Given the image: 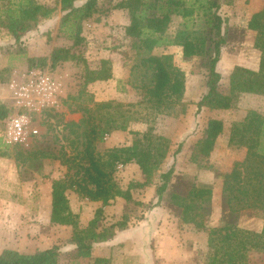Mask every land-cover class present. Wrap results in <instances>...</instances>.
<instances>
[{
    "label": "rangeland",
    "instance_id": "rangeland-1",
    "mask_svg": "<svg viewBox=\"0 0 264 264\" xmlns=\"http://www.w3.org/2000/svg\"><path fill=\"white\" fill-rule=\"evenodd\" d=\"M13 1L19 3L20 0ZM36 1L58 10L50 19H43L37 25L32 24L31 30L19 43L7 29L0 27V104L8 108L9 115L20 113L30 116L40 128V135L32 138L28 146L5 148L1 145L0 148V151L7 149L9 153L8 157L0 158V253L4 249H12L32 254L59 246L62 249L59 264H95L98 258L107 259L111 264H209L221 246L215 233L219 221L213 220V217L219 216L222 210L224 176L236 162L243 161L247 153V143H243L240 138L231 140L232 128L235 122L242 120L250 111L264 117V96L236 93L232 96L233 106L230 110L202 109L198 114L197 105L207 93L210 54L186 59L174 50L175 65L185 73L186 78V92L181 102L184 112L181 106L167 113L148 109L146 94L128 84L131 68L136 63L135 54L131 50L133 40L126 35L125 30L131 20L127 9L117 7L126 0H98L96 14L83 22L82 36L85 41L77 48L74 47L70 27L61 26L63 14L57 4L58 0ZM223 4L220 14L225 20L228 54L233 58H248L253 51L249 48V42L256 40L257 35H247L245 21L253 12L264 8V0H223ZM184 28L183 17L177 15L169 34L174 35L177 30ZM241 44L244 46H238ZM55 48L81 53L90 69L98 68L101 60L107 58L112 63L114 77L107 82L88 85L85 96L77 100L75 98L81 95L83 88L84 65L63 62L51 67L48 61L43 70L54 76L60 89V104L52 111L30 113L17 105L11 84H20L23 75L32 70L29 68L28 57L49 58ZM207 48L213 49V35H208ZM168 50L158 48L153 54H168ZM221 91L225 95L231 93L225 81ZM105 102L123 104V110L129 111L126 116L131 121L127 131H114L105 138L104 143L97 144V153L104 156L111 149L131 147L135 139L150 132L152 140L143 141L144 149L151 151L152 160L158 161L159 166L151 182L144 184L147 176L139 165H119L117 183L124 190L134 185V200L130 203L118 198L109 206H103L102 202H91L74 191L67 192L71 211L78 219L80 230L92 228L96 233L109 232L107 236L110 239L106 242L108 246H100L99 240L95 239L92 256L85 258L78 255L72 242L73 226L55 225L50 220L52 182L64 179L67 168L61 162L50 159H44L39 164H19L14 156L18 149L31 151L46 145L59 149L64 145L61 141L63 133H66L64 124L78 122L84 116L82 111L72 113L69 105L79 111L81 106L93 108L95 103ZM128 105L133 106L128 108ZM210 119L221 120L224 132L211 157L200 164L195 163L193 156L197 143L203 137ZM4 129L0 123V132ZM133 132L141 135L135 136ZM182 142L183 150L175 160L174 154ZM173 165L176 168L169 189L162 204L155 206L160 175L168 172ZM203 180L212 183L214 191L208 226L204 229L182 227L178 216L180 210L173 204H178L179 200L175 199L172 203L171 196L175 192L185 195L192 184L200 185ZM95 220L97 224L91 227ZM124 221L126 227L119 228L117 223ZM263 227L264 219L258 215L252 219L249 229L261 233ZM247 255L250 264H264L263 252L252 250Z\"/></svg>",
    "mask_w": 264,
    "mask_h": 264
},
{
    "label": "trees",
    "instance_id": "trees-1",
    "mask_svg": "<svg viewBox=\"0 0 264 264\" xmlns=\"http://www.w3.org/2000/svg\"><path fill=\"white\" fill-rule=\"evenodd\" d=\"M18 2L0 0V27L7 29L17 43L31 30L32 24L37 25L43 19H50L58 10L56 7L41 5L36 0ZM57 4L63 14L61 26L70 27L74 47L77 48L85 41L82 36L83 22L96 14L98 0H58ZM223 5V0H126L117 6L119 9H127L131 20L125 30L126 35L133 40L131 50L135 54L136 63L131 68L128 84L146 94L148 109L167 113L181 106L184 112L181 102L186 92L185 73L175 65L173 54H153L155 49L173 46L181 47L186 59L210 54L207 93L197 105L198 114L202 109L230 110L233 106L232 96L236 93L264 96V8L254 14L248 24L249 30L257 33L255 48L262 54L260 69L253 71L235 67L228 78L231 93L222 94L223 77L217 71V66L222 50L228 43L225 20L220 14ZM177 15L183 17L185 28L170 35V26ZM208 35H213V49L210 50L207 48ZM27 61L30 69H45L48 61L51 67L63 62L83 64V88L81 95L75 98L77 100L85 96L88 85L107 82L114 77L109 59L101 60L98 68L90 69L88 61L81 53L66 48L53 49L49 58L28 57ZM124 108L120 103L105 102L95 103L93 108L81 106L78 111L69 105L72 113L82 111L84 116L78 122L64 124L66 133L61 137L64 145L59 149L48 145L31 151L18 149L14 156L19 164H39L44 159H50L61 162L67 168L64 179L52 182L50 220L55 225L73 226L72 242L80 257H91L95 249L94 240L98 239L99 243L107 242L110 239L107 236L109 232L96 233L92 228L80 230L78 219L71 211L67 192L74 191L91 202H102L103 206H109L118 198L130 203L134 200V185L124 190L117 183L119 165H139L147 176L144 184H149L152 175L158 170L159 162L153 161L151 151L144 149L143 141L152 140L150 132L135 139L131 147L114 148L104 156L97 153L96 145L104 143L107 136L114 131L129 129L131 118L126 116L129 111L124 112ZM9 114L8 108L0 104V123L4 128ZM223 132L224 123L218 119H210L203 137L197 143L193 162L200 164L211 157ZM133 134L141 135L139 132ZM238 138L248 144L247 153L244 160L236 162L224 176L222 216L219 227L215 230L216 239L221 246L217 248L215 260L209 264H250L247 255L249 251L264 253V227L261 233L246 228L256 216L261 215L264 219V117L250 111L242 120L235 122L231 140ZM1 145L8 148L2 138L0 148ZM183 146L182 142L174 154L175 160L181 154ZM8 154L7 149L0 151V158H6ZM175 168L173 165L168 172L160 175V184L156 188L158 201L155 206L162 204ZM175 199L179 200L178 204L173 203ZM212 199L213 185L208 180L201 181L200 185L192 184L185 195L175 192L171 196V202L180 210L178 216L181 226L195 229L208 226ZM96 224L97 220L91 227ZM117 226L124 229L126 221L117 223ZM219 255L221 257L218 259ZM61 258L62 249L59 246L38 250L32 254L5 249L0 254V264H59ZM95 264L111 263L107 259L98 258Z\"/></svg>",
    "mask_w": 264,
    "mask_h": 264
},
{
    "label": "built area",
    "instance_id": "built-area-1",
    "mask_svg": "<svg viewBox=\"0 0 264 264\" xmlns=\"http://www.w3.org/2000/svg\"><path fill=\"white\" fill-rule=\"evenodd\" d=\"M11 89L20 108L30 113L54 110L60 104L59 86L54 76L43 69H32L23 75V81L13 82ZM40 135V128L34 119L25 114H11L6 120L0 138L7 146H28L32 138Z\"/></svg>",
    "mask_w": 264,
    "mask_h": 264
},
{
    "label": "crops",
    "instance_id": "crops-1",
    "mask_svg": "<svg viewBox=\"0 0 264 264\" xmlns=\"http://www.w3.org/2000/svg\"><path fill=\"white\" fill-rule=\"evenodd\" d=\"M258 12H253L250 16L247 17V20L245 21V27L244 28L247 31V35H249L251 37L253 35H255L256 32L252 31V30H249L248 24H249V21L252 18V16L254 14L258 13ZM256 35H257V33H256ZM255 41L256 40L254 39L253 41L249 42V44H251V47H249V48H251L253 51H251V55L248 56V58H247V56H245L244 58H241V57H238V58L230 57L229 54H228V51H227L228 50L227 49V47H228L227 45L229 43H227L224 46V48L222 50L221 60H220V62L218 64V66H217V71L222 75L223 81H225L227 83V87H228V81H229L228 78L232 74V72H233L235 67L240 66V67H244V68H247V69H250V70H253V71H258L260 69V62H261L262 54H261V52L259 50H257L255 48V43H256ZM238 46H244V44H241V45H238ZM168 49L169 50H168L167 53H169V54H174L173 52H176L174 50H177V52H179V53H181V55H183L182 48H180L178 46H173V48L169 47ZM104 59H107V58H104ZM246 95H253V94H246ZM213 194H214V191H213ZM221 216H222V210H220L219 216L213 217V220L215 219V221H217V222L219 221L218 225L220 224ZM249 226H250V224H249ZM249 226L246 227L248 230H250ZM128 232H130V231H128ZM106 244H107L106 242L105 243H99L100 246H108ZM109 244L112 245V243H109Z\"/></svg>",
    "mask_w": 264,
    "mask_h": 264
}]
</instances>
